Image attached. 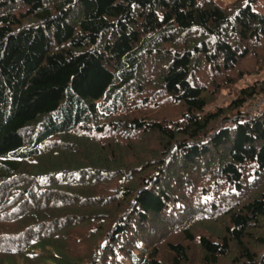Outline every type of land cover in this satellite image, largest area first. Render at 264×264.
<instances>
[{
  "label": "trees",
  "instance_id": "1",
  "mask_svg": "<svg viewBox=\"0 0 264 264\" xmlns=\"http://www.w3.org/2000/svg\"><path fill=\"white\" fill-rule=\"evenodd\" d=\"M258 1L0 0V264H264Z\"/></svg>",
  "mask_w": 264,
  "mask_h": 264
},
{
  "label": "rangeland",
  "instance_id": "2",
  "mask_svg": "<svg viewBox=\"0 0 264 264\" xmlns=\"http://www.w3.org/2000/svg\"><path fill=\"white\" fill-rule=\"evenodd\" d=\"M217 1L220 5L225 6L229 4L232 0H215ZM253 10L257 12H261L264 14V0H259L257 3L254 4ZM264 81V67L259 70L257 74H252L249 76L244 77L241 81H239L235 87V89H230V90H225L221 93V96L218 98L216 102L208 109V110H213V107H224L227 105L229 102L234 100L238 96V90L242 88H246L247 86H250L254 84V82H262ZM264 102V96H256L251 100H248L246 103L243 111H242V116H254L257 115ZM264 232V227H261L260 230L257 232L258 234H262ZM255 250L258 251V253H262L264 251L263 246H258L255 244ZM16 264V263H15ZM17 264H25V263H17ZM37 264V263H36Z\"/></svg>",
  "mask_w": 264,
  "mask_h": 264
}]
</instances>
